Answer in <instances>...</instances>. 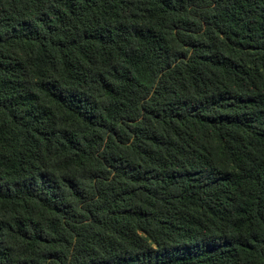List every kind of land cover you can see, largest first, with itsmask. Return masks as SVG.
<instances>
[{
  "label": "trees",
  "instance_id": "obj_1",
  "mask_svg": "<svg viewBox=\"0 0 264 264\" xmlns=\"http://www.w3.org/2000/svg\"><path fill=\"white\" fill-rule=\"evenodd\" d=\"M0 264H264V0H0Z\"/></svg>",
  "mask_w": 264,
  "mask_h": 264
}]
</instances>
